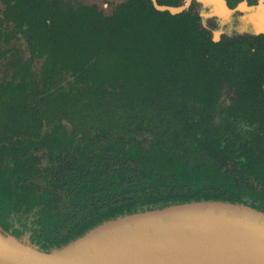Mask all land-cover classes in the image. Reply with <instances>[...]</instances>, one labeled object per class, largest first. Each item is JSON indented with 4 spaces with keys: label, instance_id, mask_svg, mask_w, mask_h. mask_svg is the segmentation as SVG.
I'll use <instances>...</instances> for the list:
<instances>
[{
    "label": "trees",
    "instance_id": "1",
    "mask_svg": "<svg viewBox=\"0 0 264 264\" xmlns=\"http://www.w3.org/2000/svg\"><path fill=\"white\" fill-rule=\"evenodd\" d=\"M192 7L0 0L2 229L50 251L190 201L264 212V33Z\"/></svg>",
    "mask_w": 264,
    "mask_h": 264
},
{
    "label": "water",
    "instance_id": "2",
    "mask_svg": "<svg viewBox=\"0 0 264 264\" xmlns=\"http://www.w3.org/2000/svg\"><path fill=\"white\" fill-rule=\"evenodd\" d=\"M191 1L153 5L177 13ZM200 1L215 14L231 12L225 0ZM0 264H264V212L190 201L105 220L50 251L0 232Z\"/></svg>",
    "mask_w": 264,
    "mask_h": 264
},
{
    "label": "flooded vegetation",
    "instance_id": "3",
    "mask_svg": "<svg viewBox=\"0 0 264 264\" xmlns=\"http://www.w3.org/2000/svg\"><path fill=\"white\" fill-rule=\"evenodd\" d=\"M86 1H90V2L97 1V2H102L106 5L107 3L120 2L123 0H86ZM180 1L181 4L184 3V0H180ZM225 3L231 9V12L229 14H226V16H221L214 13V8L211 4L204 3L203 1L200 0L191 1L190 6H192L193 4L192 8L200 14L201 19L203 18L202 17L203 13H206V16H208L206 23H208L209 25L204 23L203 19L202 22L209 29H211L212 26L213 27L217 26L218 23L216 22V20L218 19H223L224 22H227L233 26L239 23L241 24V22L244 25V28H242V30H238L232 27L229 31L221 32V34L218 37L216 36V33L213 32L211 29L213 39L218 40L221 38L223 34L229 36V35H239V34L264 33V26H263L264 0H225ZM204 7H206L208 10L206 12L200 11V9ZM252 25L254 26L257 25V27L258 26L259 27L257 30H253Z\"/></svg>",
    "mask_w": 264,
    "mask_h": 264
},
{
    "label": "rangeland",
    "instance_id": "4",
    "mask_svg": "<svg viewBox=\"0 0 264 264\" xmlns=\"http://www.w3.org/2000/svg\"><path fill=\"white\" fill-rule=\"evenodd\" d=\"M208 9L206 8V7H204V8H202V9H200V11H202V12H206ZM202 15V14H201ZM202 19H203V22L204 23H206L207 22V18H208V16H206V13H203V15H202ZM216 22L218 23H216L217 24V26L216 27H211V29H212V31L213 32H215L216 33V36L218 37L220 34H221V32H223V31H229L232 27H234V28H236V29H238V30H242V28H244V25H243V23L241 22V24L239 23V24H236V25H231V24H229V23H227V22H224L223 21V19H218V20H216ZM206 24H208V23H206ZM209 25V24H208ZM264 26V25H263ZM259 27V26H258ZM258 27H257V25H252V29L253 30H257L258 29ZM0 232L1 233H3V234H7V232L6 231H4L1 227H0Z\"/></svg>",
    "mask_w": 264,
    "mask_h": 264
}]
</instances>
